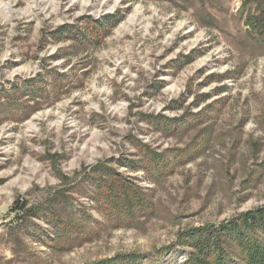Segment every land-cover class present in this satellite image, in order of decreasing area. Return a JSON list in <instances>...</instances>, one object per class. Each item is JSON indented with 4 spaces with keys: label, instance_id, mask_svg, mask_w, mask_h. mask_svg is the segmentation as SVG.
I'll return each instance as SVG.
<instances>
[{
    "label": "rangeland",
    "instance_id": "1",
    "mask_svg": "<svg viewBox=\"0 0 264 264\" xmlns=\"http://www.w3.org/2000/svg\"><path fill=\"white\" fill-rule=\"evenodd\" d=\"M243 1L0 0V264H181L183 234L264 205ZM97 168L144 202L100 204Z\"/></svg>",
    "mask_w": 264,
    "mask_h": 264
},
{
    "label": "trees",
    "instance_id": "2",
    "mask_svg": "<svg viewBox=\"0 0 264 264\" xmlns=\"http://www.w3.org/2000/svg\"><path fill=\"white\" fill-rule=\"evenodd\" d=\"M247 5L249 10L255 6L245 19L246 32L264 46V0H244L241 9L245 10ZM130 165L133 169L147 168L145 165L138 167L137 162ZM96 171L105 177L108 175V178L96 183L99 194L95 200L100 204L114 209L115 213L129 214L137 203L144 202L139 196V188L131 181L114 171H101L100 168ZM24 207L25 203L15 210L20 211ZM61 233L60 226H56V237H61ZM182 239L191 251L181 264H264V205L242 213L221 226L208 224L192 229L183 234ZM139 258L132 254L109 261L136 264Z\"/></svg>",
    "mask_w": 264,
    "mask_h": 264
}]
</instances>
